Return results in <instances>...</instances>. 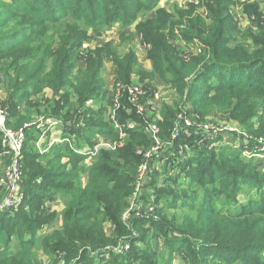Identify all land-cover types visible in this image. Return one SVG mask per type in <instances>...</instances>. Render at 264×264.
<instances>
[{
  "label": "trees",
  "instance_id": "1",
  "mask_svg": "<svg viewBox=\"0 0 264 264\" xmlns=\"http://www.w3.org/2000/svg\"><path fill=\"white\" fill-rule=\"evenodd\" d=\"M20 1L23 2L15 4L0 0V74L4 77L0 79V89L7 95L8 127L19 131L28 125L34 111L41 114V103L36 99L50 88L54 95L61 94L54 98L55 101L47 102L49 108L56 106L52 117L64 112L73 114L71 120L82 124V136L83 133L90 137L100 133L117 142L118 129L111 120V124L103 128H100L102 124L86 125L85 121L93 120L88 116V102L104 94L101 75L108 60L118 66V81L131 84L133 59L124 63L117 49L103 52L100 48L95 56L89 55L87 68L75 73L74 58L77 57V43L81 41L77 37L81 32L75 25L88 19L100 21V14L105 19L121 16L118 11L124 10L123 6L132 9L126 12V21L130 23L139 12L152 11L156 0H79L75 2L78 6H72L69 0H60L61 7L49 5V0H17ZM110 2L118 6L114 9ZM226 2H212L213 6H218L210 10L213 14L211 24L208 19L185 18V15L182 18L184 40L196 38L204 44L198 55H178L165 42L152 40L156 38L149 30L146 32V39L156 53L154 72L166 77L177 90L179 103L183 104L181 108L180 104H175L164 110L161 129L163 124L173 126L179 109L180 114L190 116L192 121L197 118L202 121L218 111L229 110L243 123L251 121L260 108L264 109V40H257L253 50L236 38L231 41L229 19L224 17L230 6ZM157 14L161 19H154V24L159 21L163 26L165 17V23L172 21L167 12L163 14L157 10ZM63 24L68 28L62 32ZM51 25L59 27L64 43L49 37ZM66 42L73 44L67 46ZM81 45L82 41L78 46ZM126 99L127 94L122 93L123 109L118 117L120 128L125 126L123 137H128V142L115 150H100L89 164L82 165L84 159L74 156V146L51 148L44 155L35 146L36 127L27 130L22 151L26 198L20 208L0 213V264H41L36 254L39 250L64 256L62 264H95L93 259L97 258V252L112 251L127 242H131L132 254L124 256L119 264H160L153 246V241L159 237L168 245L169 258L163 259L162 264H172L178 253L184 264H264V198L261 196L245 204L238 199L241 191L249 187H263L264 173L228 148L218 157L208 155L206 148L200 149V156L185 162L184 169H192L186 173L190 189L195 185L194 193L197 194L185 200L172 192L174 198L168 203V207L174 209L179 200L182 201L186 212L182 219H177V215L169 218L165 209L156 208L154 215L159 220L147 222L159 230H153V236L141 231L136 239H126L132 231L123 224L122 215L133 200L132 184L137 180L135 165L146 159V153L137 154L138 146L151 141L143 131L144 125L138 129L127 128L130 122L141 123L142 120L135 107L132 115L125 113ZM132 107L130 104L127 108ZM260 120L264 129V114ZM73 131H76L75 126ZM180 137L190 138V135ZM3 138L0 131V155L4 152ZM81 140L79 143L83 142ZM87 141L93 144L92 139ZM200 144L204 146L209 142ZM156 155L157 152H153L151 160ZM43 156H47L44 166L39 163ZM63 157H68L72 169L62 163ZM81 174L88 176L84 187L81 182L76 183ZM171 179L175 185L177 180L172 176ZM58 194L64 198L61 221L50 232L43 231L55 221V216L47 218L51 208L44 206L45 199ZM165 195L168 194L160 193L158 198ZM106 220L115 225V233L110 237L104 231ZM14 232H17L15 239Z\"/></svg>",
  "mask_w": 264,
  "mask_h": 264
},
{
  "label": "rangeland",
  "instance_id": "2",
  "mask_svg": "<svg viewBox=\"0 0 264 264\" xmlns=\"http://www.w3.org/2000/svg\"><path fill=\"white\" fill-rule=\"evenodd\" d=\"M8 1L15 4L23 2L20 1L18 3L17 0ZM69 1L73 3L72 6H78V3L75 2H79V0ZM213 1L214 0H156L153 4L152 11L139 12L133 19L130 18L132 19L130 23L126 21V12H131L132 9L130 7L127 8L123 6L124 10L120 9L118 11L121 16H109L105 19V17L100 14V21L96 22L94 19H88L86 20L87 23L86 21H82L79 25H75L81 32L77 37L83 44L79 47L78 45L81 41H78L77 43V57L74 58V64H76V68L74 70L75 73L79 70H85L87 68V59L89 55L91 54L95 56V52L100 48L103 49V52L117 49L118 55L121 56L120 58L125 59L124 63H127L129 58L133 59L131 63L133 67L131 72V84L129 85H125L118 81L119 70L117 64L113 60H108V62H106L101 75L102 83H104L105 86L103 90L104 94H102V96L98 95L100 96L98 97V100L93 99L88 102V116L93 117V120L85 121L88 126H90V124H102L100 128L111 124L109 121L113 116L112 100L116 97L114 95L116 94L115 91H117V93H126L128 98V100L126 99L127 107L130 106V104H132L133 107L130 109L125 106V113L132 115L134 113V109L137 108L139 116L142 120L141 123L130 122L132 124L127 125V128L138 129L142 124V126L144 125L142 127L144 129L143 131L147 134L148 139L151 140L147 144H144V146H138L137 154L140 156L142 153H146L148 158L141 159V163L137 166L135 165L137 169L135 178L137 180L135 182L136 184H132V187H134L133 200H131L130 206L122 215L123 224L129 231H132L126 239H136L141 231L146 235L153 234V230L155 231L158 227H151L149 225L150 223L147 221L152 219L156 221L159 220L154 215L156 208H161L162 210L165 209V211L170 215L169 218H172L175 215L178 216L177 219L179 220L183 218V215L186 212H184V204L182 201L179 200L177 207L174 209H170L168 207V203L172 202L174 198L173 193H175L178 198L183 196L185 200H188L197 194L194 193L197 188L193 185L190 189L189 185L191 182L190 179L186 177V173L189 174L192 169H188V171H186L184 169V164L190 159L192 160L200 156L198 153V150L200 149L206 148L208 150V155H216L218 157L221 151H224L223 149L227 150L228 148L229 151L240 156L242 160L248 162L251 161V163L255 164L256 167L262 169L264 173V129L260 120L261 116L264 114L263 108H260L259 112L257 111V113L254 114V118L251 119V121H246V123L237 119L238 116L236 115L235 117V115L229 110L218 111L213 115L207 116L206 119H202V121L199 118H197L198 120L196 119L192 121L189 116L186 119L190 122L189 124H185L184 134H189L190 138L177 137L174 140L172 132L177 123V116L180 114L179 109L173 126L163 124L161 129V124L164 121V110L166 108H172L175 104H180L181 108L183 104L179 103L181 100L177 90L172 87V84L166 81V77L154 72L153 65L156 53L152 43L148 42L150 40L146 39L148 37L146 32L150 31L152 36L156 38L152 40L165 42L174 51H176L178 55L184 56V53L189 57L198 55L204 44L196 38L193 41L184 40L182 37V34L184 33V24L180 22H184L183 19L185 15V18L195 17L202 18L203 20L208 19L211 24L213 14L210 13V10H214V8L218 6H213ZM221 1L223 2V0ZM227 1L228 2L226 3L230 6L228 8V15H224V17L229 19L231 28H229L230 34L228 36L230 37V40L234 41L236 38L238 40L237 42H242L248 49H255L257 47L255 42H259L257 40H264V0ZM111 2L109 3L110 6L115 9L118 5H113ZM48 4L61 7L60 0H49ZM157 10L161 11L163 14L164 12H167V14L169 13L172 21L168 20L165 23V17L163 26L160 25L159 21L155 24L152 23L154 19H161L158 17ZM76 12L77 11H74V13ZM219 14L220 13L218 12V15ZM49 28H51L50 33L48 34L49 37L58 42L61 41L64 43V39L61 38V31L63 32V29L68 28L66 24L61 26V31L59 27L55 25H51ZM72 44L73 43H65L67 46H72ZM58 45L59 43H57L56 47H58ZM0 79H4L2 74H0ZM118 85L120 86L118 87ZM135 89L139 92L136 97V101L131 95V91ZM43 92L44 94H40L36 99L37 102L41 103L40 107L42 113L38 114L34 111L33 117L28 124L35 126V124L42 119H55L56 121H61L62 127L60 129L46 125L44 132L48 135L47 138L50 137V142H55V147L73 148L74 146V156L84 159L81 163L82 165L91 163L96 153L100 150H115L119 147L125 146L128 142V137H123V135L119 136L117 130L115 133V136L118 139L117 142L100 133L91 137L86 133H83L84 136H82V124L76 123L75 119L71 120L74 118L73 114H66L64 112L58 113L55 115L56 117H52L54 116L52 114H54L56 106L55 108H49V104L47 102L55 101L54 98L57 96L59 98L61 94L57 93L54 95L53 90L50 88H46ZM6 99L7 95L5 90L0 89V100L4 109L8 108L6 105ZM141 108L142 111H140ZM120 111L121 108L116 112L118 124V113ZM74 126L76 127V131L71 132V129L73 130ZM149 126H151L153 130V135L157 133L159 145H157L156 141L150 137L151 130ZM124 127L125 126H123L122 129ZM34 132L36 134H41L43 132V127L42 129H37ZM80 138L83 139L81 140L83 141L82 143H79L78 141ZM37 139L38 138H36V140ZM88 139H92L93 144H90L89 141H87ZM47 142H49V140ZM142 142L145 143L144 139H142ZM199 142H202V144L209 142V144L202 146ZM35 146L37 150L43 153V148H46L48 143H46L45 146H37L36 141ZM153 152H157V155L153 158V160H151L150 155ZM43 154L46 155V153ZM46 159L47 156L41 157L39 163L44 166L47 162ZM10 161V159L0 157V204L4 202L7 194V191L1 185V182L5 178ZM69 162L68 157L62 158V163L67 164L68 168L72 169L73 166L72 164L69 165ZM171 176L174 180H177L175 185L172 182ZM87 178L88 176L86 174H81L80 180L76 181V183L81 182L84 187L87 183ZM26 185V175L24 174L23 185L19 194L22 195V203H18L15 208H20V205H23L24 203V198H26L24 192ZM74 185L76 184L74 183ZM241 188H243V186H241ZM22 193L24 194V197ZM160 193H166L168 195L159 199L158 194ZM261 196L264 198V186L260 187V189L253 186L249 187L246 191H241L238 199L242 204H245L251 200L260 198ZM45 200L44 206L46 208H51L47 218L55 216V221L43 229V231L50 232L55 229L61 221L64 198L62 195L58 194L54 197L47 196ZM6 212L7 211L0 210L1 214ZM136 219L140 221H137ZM135 222L140 223L136 224ZM114 229L115 225L110 222V220L104 221V231L107 236L110 237L113 235L115 233ZM41 233L42 232H40V234ZM16 235L17 232H14L13 238L16 237ZM130 245L131 242H127L126 245L122 244L116 246L112 251L106 250L108 252L105 253L97 252V258L95 257L93 262L95 264H119L124 256L128 257L129 254H132ZM139 245L141 244H137L136 246ZM153 246L156 249L155 251L158 253L156 260L162 264L164 262L163 259L169 258L166 253L168 245H166L165 239L163 237L157 238L153 241ZM36 254L41 264H62L65 259L64 256H61L60 254L45 253L43 250L37 251ZM172 264H184V261L180 258V253L176 255Z\"/></svg>",
  "mask_w": 264,
  "mask_h": 264
},
{
  "label": "built area",
  "instance_id": "3",
  "mask_svg": "<svg viewBox=\"0 0 264 264\" xmlns=\"http://www.w3.org/2000/svg\"><path fill=\"white\" fill-rule=\"evenodd\" d=\"M120 85H118L119 87ZM116 94H114L116 97L112 100V105H113V116L110 118V120L116 125L117 131L119 133V136L123 135V130L122 128L119 127L117 117H116V112L122 108L121 105V96L122 93L115 91ZM139 94V92L135 89L131 91V95L133 96L134 100L136 101V97ZM142 111V108L140 109ZM8 118L9 114L7 109H4L2 102L0 100V131L2 132L4 138H3V148L4 152L3 154L0 155V157H5L7 159H10L11 161L9 162V166L6 171L5 178L1 182V185L5 188L7 191L6 198L2 204H0V210L1 211H9L15 206L21 202V196L20 191L22 189L23 185V178H24V167H23V162H22V151L25 145V141L27 138V130L29 128H32L34 125L28 124L25 125L24 128L20 129L19 131H13L11 130L8 125ZM185 117L184 118V113L180 114L177 123L174 127V130L172 132V137L173 139H176L177 137H180L181 135L184 134V126L185 124H189L190 121H188ZM49 125L50 127H57L61 128L62 124L59 121L56 120H51V119H42L39 120L34 127L36 129H42L43 127V132L38 135L37 139V146L43 145L45 146L46 143H48V146L43 148V153H48L51 149V147H55L56 145L54 144L55 142H50V137L44 132L45 131V126ZM64 125V124H63ZM150 127L151 130V137L156 141L157 145H159V142L157 140V133L153 135V130ZM156 128V127H155ZM124 136V135H123ZM49 140V142H47ZM61 143V142H60ZM146 158L147 155H146ZM151 159V155H150ZM147 162V160H146Z\"/></svg>",
  "mask_w": 264,
  "mask_h": 264
}]
</instances>
